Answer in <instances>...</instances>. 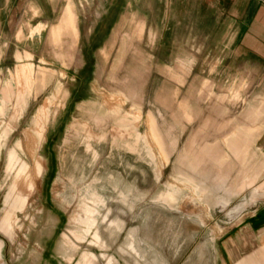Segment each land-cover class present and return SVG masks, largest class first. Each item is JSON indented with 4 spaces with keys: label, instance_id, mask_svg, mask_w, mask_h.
Listing matches in <instances>:
<instances>
[{
    "label": "rangeland",
    "instance_id": "374dc122",
    "mask_svg": "<svg viewBox=\"0 0 264 264\" xmlns=\"http://www.w3.org/2000/svg\"><path fill=\"white\" fill-rule=\"evenodd\" d=\"M39 3L0 26V264H264V62L216 1Z\"/></svg>",
    "mask_w": 264,
    "mask_h": 264
},
{
    "label": "crops",
    "instance_id": "0c3cea01",
    "mask_svg": "<svg viewBox=\"0 0 264 264\" xmlns=\"http://www.w3.org/2000/svg\"><path fill=\"white\" fill-rule=\"evenodd\" d=\"M16 0H0V26L8 25V18L18 15L13 7ZM214 48L231 52L237 48L246 49L247 56H258L259 62H264V0H214ZM38 12V21L31 24L34 29L40 28L36 36L40 38L41 32L52 28V0H48V11L41 12L42 4H30ZM38 9V10H37ZM72 8L67 4L61 14L59 24L52 29L53 39L66 38L62 25L67 20L72 21ZM24 14V15H23ZM21 16H27L23 11ZM221 19L219 20V17ZM23 24H25L22 21ZM72 23V22H71ZM42 28V29H41ZM1 33V32H0ZM254 49H258V52ZM30 59L26 65H32ZM26 68H22V73Z\"/></svg>",
    "mask_w": 264,
    "mask_h": 264
}]
</instances>
